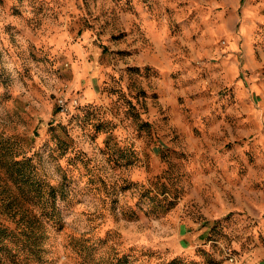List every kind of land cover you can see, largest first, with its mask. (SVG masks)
Listing matches in <instances>:
<instances>
[{"label":"rangeland","instance_id":"374dc122","mask_svg":"<svg viewBox=\"0 0 264 264\" xmlns=\"http://www.w3.org/2000/svg\"><path fill=\"white\" fill-rule=\"evenodd\" d=\"M263 221L264 0H0V264H246Z\"/></svg>","mask_w":264,"mask_h":264},{"label":"crops","instance_id":"0c3cea01","mask_svg":"<svg viewBox=\"0 0 264 264\" xmlns=\"http://www.w3.org/2000/svg\"><path fill=\"white\" fill-rule=\"evenodd\" d=\"M263 225H264V221H263ZM246 261H247L246 264H264V248L257 247L255 249V252H253L250 256H248Z\"/></svg>","mask_w":264,"mask_h":264},{"label":"built area","instance_id":"2783aa9c","mask_svg":"<svg viewBox=\"0 0 264 264\" xmlns=\"http://www.w3.org/2000/svg\"><path fill=\"white\" fill-rule=\"evenodd\" d=\"M228 258L231 262H234V256H232V254H228Z\"/></svg>","mask_w":264,"mask_h":264}]
</instances>
